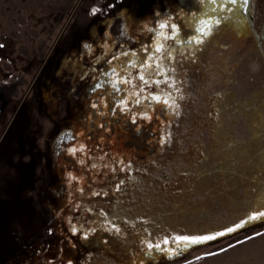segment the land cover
<instances>
[{
	"label": "flooded vegetation",
	"instance_id": "flooded-vegetation-1",
	"mask_svg": "<svg viewBox=\"0 0 264 264\" xmlns=\"http://www.w3.org/2000/svg\"><path fill=\"white\" fill-rule=\"evenodd\" d=\"M102 1L83 0L73 22ZM200 3L185 4L192 12ZM211 11L159 18L147 50L123 61L107 132L61 145V200L43 227L45 240L54 221L56 239L28 248L18 264H127L149 244L224 233L193 258L264 227L247 223L264 212V0ZM41 122L45 151L51 124Z\"/></svg>",
	"mask_w": 264,
	"mask_h": 264
},
{
	"label": "water",
	"instance_id": "water-1",
	"mask_svg": "<svg viewBox=\"0 0 264 264\" xmlns=\"http://www.w3.org/2000/svg\"><path fill=\"white\" fill-rule=\"evenodd\" d=\"M82 1L72 10L0 136V264H18L28 248L56 239L54 221L45 240L43 227L55 216L61 200V145L80 137L94 138L98 129V133L107 132L116 116L107 99L120 100L122 63L147 50L157 20H186L189 15L203 20L211 10L227 14L231 4L229 0H201L190 12L185 4L188 0H103L85 22L74 23ZM162 1L165 10L158 6ZM201 7L205 8L202 13ZM117 24L120 33L115 32ZM42 119L51 124L45 151L37 141L43 132ZM255 217L248 218L250 227L264 224V216ZM205 236L215 238L199 243L175 240L146 249L127 264H176L223 237Z\"/></svg>",
	"mask_w": 264,
	"mask_h": 264
},
{
	"label": "rangeland",
	"instance_id": "rangeland-1",
	"mask_svg": "<svg viewBox=\"0 0 264 264\" xmlns=\"http://www.w3.org/2000/svg\"><path fill=\"white\" fill-rule=\"evenodd\" d=\"M79 0H0V136ZM180 264H264V227Z\"/></svg>",
	"mask_w": 264,
	"mask_h": 264
},
{
	"label": "snow or ice",
	"instance_id": "snow-or-ice-1",
	"mask_svg": "<svg viewBox=\"0 0 264 264\" xmlns=\"http://www.w3.org/2000/svg\"><path fill=\"white\" fill-rule=\"evenodd\" d=\"M229 2L231 4H236L237 3V0H229ZM245 3H247V0H245ZM97 11H98V9H96V8H93L92 9L93 14H95ZM216 22L219 23V21H216ZM165 26H166L165 24H161L160 25L161 28H164ZM172 27L175 28L176 26L175 25H172ZM199 31L200 32H204V29L203 28H200ZM204 34L207 35L208 33L207 32H204ZM173 35H175V33H173ZM161 47H157L156 51L159 52L161 50ZM125 55H127V53H125ZM131 66L132 67H135L136 66L135 62H133ZM140 66H141V68H144L145 69V74H148V75L151 74L148 71V69L151 68V65H149V64H141ZM113 72H115V69H113ZM145 74H141L139 76V79L141 81H144V83H148V81L145 80ZM124 82H127V81H124ZM100 86H101L100 84H97L96 85L97 88H99ZM113 87H116V84L115 83L113 84ZM153 99L159 101L160 100V97L159 96H155V97H153ZM165 103H167V101H165ZM259 215L264 216V213H259ZM255 218H256L255 216L251 217V219H255ZM240 226L241 225H237L236 227L239 228ZM228 231L231 232V231H233V229L230 228V229H228ZM217 235H224V233H218ZM214 238L215 237H213V236H202V237L177 236V237H175V240H177V241H180V240H184V241L191 240L193 243H199L201 241L212 240ZM165 243H167V240L165 241ZM148 247L151 248V247H153V245L149 244ZM155 247L159 248V244L155 245Z\"/></svg>",
	"mask_w": 264,
	"mask_h": 264
}]
</instances>
